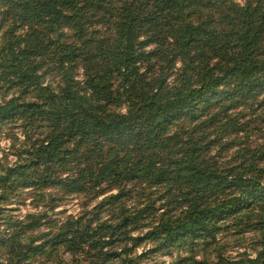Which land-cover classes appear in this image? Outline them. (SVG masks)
Masks as SVG:
<instances>
[{
    "label": "trees",
    "instance_id": "trees-1",
    "mask_svg": "<svg viewBox=\"0 0 264 264\" xmlns=\"http://www.w3.org/2000/svg\"><path fill=\"white\" fill-rule=\"evenodd\" d=\"M0 5L2 18L11 23L6 33L15 84L23 95H33L0 105V125L27 115L45 126L31 153L36 179L23 186L50 181L75 194L116 188L104 201L121 205L134 182L176 187L168 198L179 204L183 198V209L165 219L172 213L166 209L145 236L163 235L161 247L216 237L218 225L231 217L264 225V180L209 161L213 141L202 130L206 119L197 121L222 99L247 100L264 91V0H0ZM17 25L26 31L13 43ZM47 62L61 71L81 68L84 88L72 72L63 73L58 91L44 85L40 71ZM123 101L126 112L108 111ZM15 172L0 175L4 193ZM250 207H259V213H244ZM128 212L121 206L118 223L68 222L39 245L24 244L18 235L0 238V257L8 264H30L67 247L77 259L54 264H101L119 257L107 246L142 222L141 213ZM131 239L140 244L144 238ZM263 258L264 249L246 262L264 264Z\"/></svg>",
    "mask_w": 264,
    "mask_h": 264
},
{
    "label": "rangeland",
    "instance_id": "rangeland-1",
    "mask_svg": "<svg viewBox=\"0 0 264 264\" xmlns=\"http://www.w3.org/2000/svg\"><path fill=\"white\" fill-rule=\"evenodd\" d=\"M244 1L237 0L239 3ZM4 9L0 5V105H5L13 99H33L32 94L23 95L11 72V36L6 33L11 23L7 17L2 18ZM14 30L13 43L14 39L22 37L26 28L17 25ZM152 48L149 46L145 50ZM43 66L40 73L44 74V85L58 91L64 86L66 77L63 73L72 72L71 77L75 84L84 88L85 79L81 68L61 71L55 69V64L51 62ZM48 67L51 68L50 71ZM141 68L147 69L146 64L141 65ZM221 101L197 119H206L202 130L213 141L207 158L222 168L231 167L233 174L256 176L263 181L264 91L247 100L236 97ZM127 107L128 102L123 101L119 106H110L108 111L124 113ZM40 123L36 118L30 119L27 115H22L0 125V175H5L8 169L16 170L9 180L13 186L7 188L5 193L0 184V238L18 235L24 244L39 245L59 234L68 222L77 219H81V226L89 223L95 226L105 221L118 223L122 206L128 213H141L142 222L129 228L128 236H122L119 242L107 246L109 253H118L119 257L101 261V264H196L195 261L199 264H230L241 261L250 264L246 262L247 259L254 260L263 251L264 225L257 228L255 222L244 217H231L227 222H221L216 237L189 238L171 247L160 246L163 235H157L158 239L145 237L147 233L154 231L166 209L172 212L169 216H164L168 219L177 216L184 207L183 198L179 197L180 204L174 202L173 198H168L170 193H176L173 191L177 188L168 191L162 183L148 185L143 181L134 182L133 184L137 185L131 188V194L124 198L122 205L115 202L107 204L104 201L108 195L117 193L116 188L101 193L75 194L48 185L50 181L47 185L23 186L25 180L36 179L30 166L33 162L32 148L45 130V126ZM248 211L258 214L259 207H250L244 213H249ZM255 218L253 220H256ZM249 221L251 225L247 224ZM33 223L36 226L29 227ZM131 238L144 239L140 244H136ZM5 259L4 256L0 257L3 264H8ZM75 259L77 256L73 252L67 250V247H61L52 256H37L30 264H54L59 261L72 262ZM262 260L264 261V258Z\"/></svg>",
    "mask_w": 264,
    "mask_h": 264
}]
</instances>
